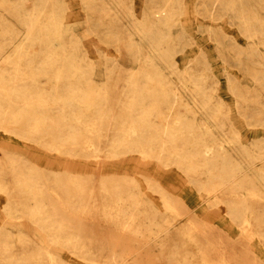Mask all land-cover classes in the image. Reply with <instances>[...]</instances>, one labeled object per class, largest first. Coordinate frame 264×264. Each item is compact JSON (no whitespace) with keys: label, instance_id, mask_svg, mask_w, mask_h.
Wrapping results in <instances>:
<instances>
[{"label":"bare ground","instance_id":"obj_1","mask_svg":"<svg viewBox=\"0 0 264 264\" xmlns=\"http://www.w3.org/2000/svg\"><path fill=\"white\" fill-rule=\"evenodd\" d=\"M0 264H264V0H0Z\"/></svg>","mask_w":264,"mask_h":264},{"label":"rangeland","instance_id":"obj_2","mask_svg":"<svg viewBox=\"0 0 264 264\" xmlns=\"http://www.w3.org/2000/svg\"><path fill=\"white\" fill-rule=\"evenodd\" d=\"M92 46V48H95L96 46L95 45H91Z\"/></svg>","mask_w":264,"mask_h":264}]
</instances>
